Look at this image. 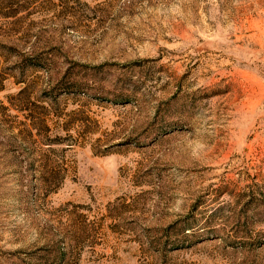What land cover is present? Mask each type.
Wrapping results in <instances>:
<instances>
[{
  "label": "rangeland",
  "instance_id": "374dc122",
  "mask_svg": "<svg viewBox=\"0 0 264 264\" xmlns=\"http://www.w3.org/2000/svg\"><path fill=\"white\" fill-rule=\"evenodd\" d=\"M0 264H264V0H0Z\"/></svg>",
  "mask_w": 264,
  "mask_h": 264
},
{
  "label": "trees",
  "instance_id": "16d2710c",
  "mask_svg": "<svg viewBox=\"0 0 264 264\" xmlns=\"http://www.w3.org/2000/svg\"><path fill=\"white\" fill-rule=\"evenodd\" d=\"M67 78V77H65ZM61 81V82H60ZM57 84V86H59V90H62V91H75L77 90V88L79 90H83L84 87L83 85H81L82 83L79 82V84H77V81H75V83L73 82H69V84H66V81L64 79L60 80Z\"/></svg>",
  "mask_w": 264,
  "mask_h": 264
}]
</instances>
